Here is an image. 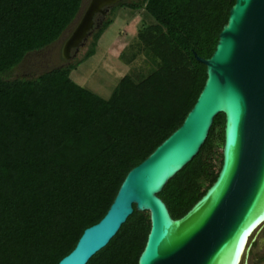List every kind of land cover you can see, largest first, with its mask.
Instances as JSON below:
<instances>
[{"label":"trees","instance_id":"trees-1","mask_svg":"<svg viewBox=\"0 0 264 264\" xmlns=\"http://www.w3.org/2000/svg\"><path fill=\"white\" fill-rule=\"evenodd\" d=\"M234 1L120 0L110 14L143 9L154 20L137 32L150 66L138 78L124 75L104 98L70 72L92 54L111 17L81 58L8 78L28 53L61 37L83 0H0V264H57L103 217L128 170L193 106L206 78L194 54L211 55ZM223 124L219 113L196 156L158 193L173 218L215 180L221 159L214 170L209 153L215 139L222 145ZM149 227L148 212L134 208L86 264H137Z\"/></svg>","mask_w":264,"mask_h":264},{"label":"water","instance_id":"water-1","mask_svg":"<svg viewBox=\"0 0 264 264\" xmlns=\"http://www.w3.org/2000/svg\"><path fill=\"white\" fill-rule=\"evenodd\" d=\"M119 1L89 0L62 57L68 59L101 25L97 14L104 16ZM194 56L205 65L206 78L182 123L128 170L103 217L57 264H86L134 208L147 211L150 221L137 264H240L247 255L249 240L264 223V0H235L211 55ZM219 113L218 174L190 209L173 218L158 193L196 156Z\"/></svg>","mask_w":264,"mask_h":264},{"label":"rangeland","instance_id":"rangeland-1","mask_svg":"<svg viewBox=\"0 0 264 264\" xmlns=\"http://www.w3.org/2000/svg\"><path fill=\"white\" fill-rule=\"evenodd\" d=\"M88 2L89 0H83L76 19L57 41L41 50L28 53L17 67L6 74V77L31 78L45 70L81 58L92 40L91 35L96 27L87 35L77 50L71 49L68 59L62 57L61 49L64 41L82 16ZM111 7L108 8L104 16L97 14L95 20L99 22V20H104L106 17H111L113 22L101 34L92 54L70 72L72 80L104 98L110 95L124 75L130 74L134 78H138L147 72L150 61L146 60L141 51H137V49H140L137 32L144 26L154 23V20L143 9L132 10L120 7L115 9L113 14H110ZM121 51L125 52L126 57L134 55V59L124 62L120 58ZM221 146L219 140L215 139L209 153L214 170L217 169L220 163ZM260 229L253 234V238L259 234ZM262 238L263 234L260 233L259 239L262 240ZM252 239L249 242H252ZM258 247H255L252 253L249 252L246 259L247 264H261L264 262V245Z\"/></svg>","mask_w":264,"mask_h":264},{"label":"flooded vegetation","instance_id":"flooded-vegetation-1","mask_svg":"<svg viewBox=\"0 0 264 264\" xmlns=\"http://www.w3.org/2000/svg\"><path fill=\"white\" fill-rule=\"evenodd\" d=\"M95 19H97V17H95ZM260 233L263 234L262 240L259 239V234ZM259 234L255 238L252 239V242H250L249 249H248V253H247V255L241 261L242 264H247V260L246 259L248 258L249 252L252 253L254 251V248L255 247H258V246L260 247V246H263L264 245V223L261 226V229L259 231Z\"/></svg>","mask_w":264,"mask_h":264},{"label":"bare ground","instance_id":"bare-ground-1","mask_svg":"<svg viewBox=\"0 0 264 264\" xmlns=\"http://www.w3.org/2000/svg\"><path fill=\"white\" fill-rule=\"evenodd\" d=\"M262 224H263V223H262ZM261 226H262V225H260V226L257 228V230L254 231V233L257 232L258 229H259ZM247 244H248V243H247ZM242 258H244V256H243ZM240 260H241V259H240ZM239 262H240V261H239Z\"/></svg>","mask_w":264,"mask_h":264}]
</instances>
